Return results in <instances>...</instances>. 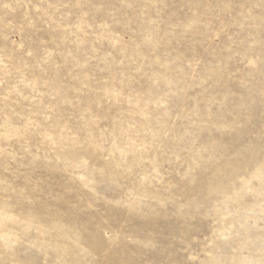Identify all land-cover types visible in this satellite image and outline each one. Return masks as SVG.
Instances as JSON below:
<instances>
[{"label":"rangeland","instance_id":"obj_1","mask_svg":"<svg viewBox=\"0 0 264 264\" xmlns=\"http://www.w3.org/2000/svg\"><path fill=\"white\" fill-rule=\"evenodd\" d=\"M0 264H264V0H0Z\"/></svg>","mask_w":264,"mask_h":264}]
</instances>
